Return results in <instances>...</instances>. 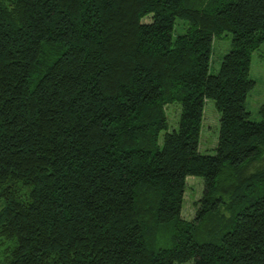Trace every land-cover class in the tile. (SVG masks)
<instances>
[{"label": "trees", "instance_id": "1", "mask_svg": "<svg viewBox=\"0 0 264 264\" xmlns=\"http://www.w3.org/2000/svg\"><path fill=\"white\" fill-rule=\"evenodd\" d=\"M263 43L264 0H0V264H264Z\"/></svg>", "mask_w": 264, "mask_h": 264}, {"label": "rangeland", "instance_id": "2", "mask_svg": "<svg viewBox=\"0 0 264 264\" xmlns=\"http://www.w3.org/2000/svg\"><path fill=\"white\" fill-rule=\"evenodd\" d=\"M147 22V20H144ZM184 21H176L174 34H180L185 27ZM230 33H222L214 38L212 43L211 60L208 67L209 74H216L219 71L220 63L225 54L230 50ZM249 77L254 81L253 88L248 92L245 101V109L249 113V120L259 122L261 117L258 114L259 107L264 104V43L252 54ZM168 130L177 128L180 113L179 104L169 105L166 108ZM219 113L215 109L213 101L206 100L204 105L203 121L200 136L199 152L205 155H214L217 146ZM202 182L199 178L191 177L186 180L184 192V203L181 216L186 221H191L196 210L195 203L201 197ZM191 264V262L186 263Z\"/></svg>", "mask_w": 264, "mask_h": 264}]
</instances>
